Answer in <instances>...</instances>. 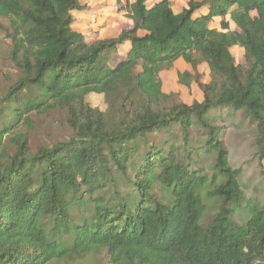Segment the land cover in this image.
<instances>
[{
	"label": "trees",
	"instance_id": "1",
	"mask_svg": "<svg viewBox=\"0 0 264 264\" xmlns=\"http://www.w3.org/2000/svg\"><path fill=\"white\" fill-rule=\"evenodd\" d=\"M85 9L0 0L20 73L0 94V264H264V0L119 1L132 26L92 41ZM179 58L208 65L201 101L162 91ZM56 109L72 136L31 153L21 128Z\"/></svg>",
	"mask_w": 264,
	"mask_h": 264
},
{
	"label": "rangeland",
	"instance_id": "2",
	"mask_svg": "<svg viewBox=\"0 0 264 264\" xmlns=\"http://www.w3.org/2000/svg\"><path fill=\"white\" fill-rule=\"evenodd\" d=\"M119 1L123 4L127 0H81L86 6L85 10L75 13V21L72 27L81 33L87 41L101 38H111L118 35L123 29L132 26L124 11L118 10ZM157 0H147L146 5L151 6ZM173 10L179 11L187 0H173ZM218 21V20H217ZM8 20L0 16V94L4 92L14 83L20 76L19 70L9 57L11 42L7 36ZM218 22L210 23V28H218ZM230 29H237L233 22H230ZM142 34V33H141ZM231 53L234 55L236 63L244 62L243 48L237 45L230 47ZM125 47H120L118 55H115L110 64H115L123 58ZM140 71V68L136 72ZM188 71L190 73L189 86L180 84L177 72ZM162 81V91L165 93H177L175 100L191 104L194 101H201L202 91L198 86V82L209 83L211 80L210 70L205 62L199 63L193 67L190 63L179 58L174 63L172 69H161L159 72ZM86 102L101 111H105L107 104L102 94L90 93L86 96ZM33 123L31 128H21L28 134V146L31 153H35L40 147H50L56 142L67 141L72 136V130L66 123V112L63 110H54L45 115H33ZM162 137H153L154 141H158ZM247 138L251 137L247 135ZM246 154H250L253 145L247 143L245 139ZM9 151L13 152L14 147L7 145ZM79 264H108L102 256L88 257L81 260Z\"/></svg>",
	"mask_w": 264,
	"mask_h": 264
},
{
	"label": "crops",
	"instance_id": "3",
	"mask_svg": "<svg viewBox=\"0 0 264 264\" xmlns=\"http://www.w3.org/2000/svg\"><path fill=\"white\" fill-rule=\"evenodd\" d=\"M130 1H132V0H130ZM146 1H147V0H146ZM157 1H159V0H157ZM157 1H155L154 3H156ZM188 1H189V0H187V1L183 4V6L180 8L179 11H177V12L174 11V10H173V11H174L175 13L180 12L184 7H186ZM171 2H172V9H173L174 1L171 0ZM154 3H153V4H154ZM153 4H152V5H153ZM152 5H151V6H152ZM78 12H80V11H77L76 13H78ZM205 12H206V7H203V8H201L197 13H205ZM227 18H228V16H227ZM217 20H218V21H217ZM214 22H218V23H219V22H220V18H219V17H214V18H213V21H211L210 23H214ZM230 22H231V21H230ZM215 29H217V30L220 29L219 24H218V28L215 27Z\"/></svg>",
	"mask_w": 264,
	"mask_h": 264
}]
</instances>
